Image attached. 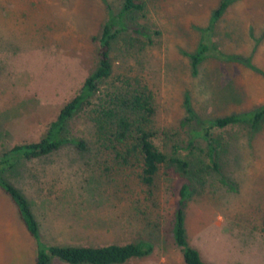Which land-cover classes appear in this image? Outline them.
<instances>
[{
  "label": "rangeland",
  "instance_id": "1",
  "mask_svg": "<svg viewBox=\"0 0 264 264\" xmlns=\"http://www.w3.org/2000/svg\"><path fill=\"white\" fill-rule=\"evenodd\" d=\"M141 1L140 10L123 15L111 42V74L98 93L145 87L153 143L200 161L183 213L186 240L202 260L264 264V115L255 125L209 129L216 168L200 139L188 147L199 121L264 103V0H229L213 21L221 0ZM122 2L0 0V153L38 140L77 93L96 66V38L108 11L116 14ZM202 42L208 52L193 71L188 55ZM88 116L79 111L68 121L83 150L64 144L2 172L29 202L41 240L95 246L144 239L152 252L121 264H184L170 236L171 181L160 168L150 187L141 184L139 168L119 165L104 150ZM34 258V241L0 191V264Z\"/></svg>",
  "mask_w": 264,
  "mask_h": 264
},
{
  "label": "trees",
  "instance_id": "2",
  "mask_svg": "<svg viewBox=\"0 0 264 264\" xmlns=\"http://www.w3.org/2000/svg\"><path fill=\"white\" fill-rule=\"evenodd\" d=\"M228 2L229 0L219 2L212 14V21L219 17ZM142 6L141 0H123L119 12L115 14L108 11L107 19L96 38V66L84 78L77 93L59 108L38 140L15 144L0 153V191L14 205L24 229L34 241V264H49L52 258L67 264H121L132 258L146 256L153 249L152 243L144 239L124 244L108 243L95 246L47 244L40 238L38 222L29 202L19 189L2 175L3 171H13L22 161L45 156L64 144H71L76 149L83 150L84 141L69 134L68 121L77 112L85 110L88 112L96 139L104 150L113 155L112 158L119 165L139 168L137 177L141 184L150 187L159 169L162 168L164 178L171 181L174 194L170 215L172 243L179 249L184 264H211L202 260L199 251L188 244L184 227L183 208L194 192L191 175L193 177L195 173L194 168H201L200 161L195 162L179 156L175 147L171 153H164L153 143L150 126L153 107L145 87L136 86L131 90L108 92L102 96L98 93L100 84L111 74V42L124 24L123 15L126 12L140 10ZM207 52L208 46L202 42L188 55L193 71ZM183 103L186 112L191 114L187 97H184ZM263 115L264 103L249 111L216 117L208 123L199 121V127L190 130L188 147H192L193 140L200 139L205 148L206 158L211 167L216 168L215 141L209 129L222 128L236 122L255 125Z\"/></svg>",
  "mask_w": 264,
  "mask_h": 264
}]
</instances>
